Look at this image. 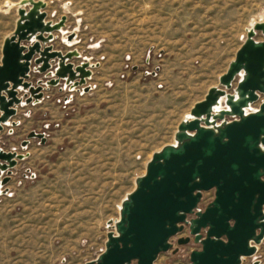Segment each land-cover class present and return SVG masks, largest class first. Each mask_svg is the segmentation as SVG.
I'll return each mask as SVG.
<instances>
[{
	"label": "rangeland",
	"instance_id": "1",
	"mask_svg": "<svg viewBox=\"0 0 264 264\" xmlns=\"http://www.w3.org/2000/svg\"><path fill=\"white\" fill-rule=\"evenodd\" d=\"M19 1L0 0V62ZM43 1L47 21L66 16L53 33V48L76 49L75 65L98 66L82 86L44 83L39 101L16 105L0 131L1 149L27 154L0 184V264L95 260L105 249L108 221L119 218L123 198L152 154L174 142L186 113L219 85L246 29L264 19V0ZM256 39L263 40L261 32ZM51 77L32 69L29 81ZM19 96L24 101V91ZM261 101L263 94L252 107ZM31 131L44 133L45 143L30 138L23 147ZM213 198L214 189L204 191L198 207ZM186 235L184 225L155 263L190 264V252L201 246L192 239L179 245L177 238ZM255 260L264 264V239L241 264Z\"/></svg>",
	"mask_w": 264,
	"mask_h": 264
},
{
	"label": "water",
	"instance_id": "2",
	"mask_svg": "<svg viewBox=\"0 0 264 264\" xmlns=\"http://www.w3.org/2000/svg\"><path fill=\"white\" fill-rule=\"evenodd\" d=\"M45 6L43 0H20L15 28L4 39L0 131L15 115L16 105L39 101L44 83L57 85L64 80L70 89L82 86L98 66L90 61L75 65L71 60L80 56L79 51L53 48V33L62 30L66 16L47 21ZM257 32L263 40L256 39ZM74 37L69 34L67 41ZM32 69L53 77L34 85L29 81ZM261 94L264 21L259 19L246 29V38L219 76V85L210 87L180 121L174 142L152 154L145 173L123 198L119 218L107 223L111 230L105 249L85 264H156L159 253L173 247L170 239L184 224L193 242L201 246L190 252V264H241L243 258L253 256L264 239V101L252 107ZM30 138L41 144L46 141L44 133L31 131L21 145L26 147ZM26 155L0 148V171L7 173L0 175L1 185ZM211 189L214 198L199 208L202 193ZM189 214L194 216L188 218ZM190 239L181 237L178 244Z\"/></svg>",
	"mask_w": 264,
	"mask_h": 264
},
{
	"label": "flooded vegetation",
	"instance_id": "3",
	"mask_svg": "<svg viewBox=\"0 0 264 264\" xmlns=\"http://www.w3.org/2000/svg\"><path fill=\"white\" fill-rule=\"evenodd\" d=\"M190 218H191V217H190ZM184 225H187V224H184ZM184 225H183V229H184ZM187 226H188V225H187ZM183 229H182V230H183ZM188 229H189V228H188ZM180 232H181V231H180ZM203 232H204V231H203ZM177 234H178V233H177ZM174 236H175V235H174ZM188 236L191 237V239H192V236L190 235V233H189V235H186V236H184V237H188ZM172 237H173V236H172ZM172 237H171V239H172ZM181 237H183V236H181ZM181 237H179V238H181ZM179 238H177V242H178V239H179ZM171 239H170V242H171ZM191 239L189 240V242L191 241ZM192 241H193V240H192ZM189 242H188V243H189ZM171 243H172V242H171ZM186 244H187V243H186ZM196 244H198V243H196ZM172 245H173V243H172ZM179 245H180V244H179ZM175 250L177 251V248H175Z\"/></svg>",
	"mask_w": 264,
	"mask_h": 264
},
{
	"label": "bare ground",
	"instance_id": "4",
	"mask_svg": "<svg viewBox=\"0 0 264 264\" xmlns=\"http://www.w3.org/2000/svg\"><path fill=\"white\" fill-rule=\"evenodd\" d=\"M12 6H14V4H12ZM261 19L264 21L263 17H262ZM186 115H188V113H186ZM186 115H185V116H186Z\"/></svg>",
	"mask_w": 264,
	"mask_h": 264
}]
</instances>
